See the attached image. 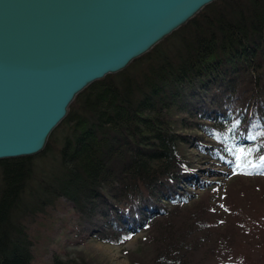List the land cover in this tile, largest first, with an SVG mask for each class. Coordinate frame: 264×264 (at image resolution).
<instances>
[{
  "label": "trees",
  "instance_id": "trees-1",
  "mask_svg": "<svg viewBox=\"0 0 264 264\" xmlns=\"http://www.w3.org/2000/svg\"><path fill=\"white\" fill-rule=\"evenodd\" d=\"M51 144L49 160L46 148L0 160V264H33L26 221L58 199L92 238L122 244L147 230L153 264H208V246L228 234L213 232L214 197L181 186L195 181L188 147L239 171L264 169V0H216L92 83ZM89 261L54 255L51 264Z\"/></svg>",
  "mask_w": 264,
  "mask_h": 264
},
{
  "label": "water",
  "instance_id": "water-1",
  "mask_svg": "<svg viewBox=\"0 0 264 264\" xmlns=\"http://www.w3.org/2000/svg\"><path fill=\"white\" fill-rule=\"evenodd\" d=\"M216 0H0V160L44 150L75 98Z\"/></svg>",
  "mask_w": 264,
  "mask_h": 264
},
{
  "label": "rangeland",
  "instance_id": "rangeland-1",
  "mask_svg": "<svg viewBox=\"0 0 264 264\" xmlns=\"http://www.w3.org/2000/svg\"><path fill=\"white\" fill-rule=\"evenodd\" d=\"M64 131L62 127L55 131V143ZM188 150L195 157L196 180L181 186L196 198L214 197L210 200L213 232L221 240L228 234L227 241H218L212 249L208 246L207 263L264 264V169L247 173L194 146ZM53 152V145L47 144L43 157L49 160ZM205 183L213 184L215 190L204 192ZM78 214L71 203L58 199L35 221H26L34 241L33 264H51L54 255L83 256L92 264H153L150 232L141 231L122 244L103 242L81 231Z\"/></svg>",
  "mask_w": 264,
  "mask_h": 264
},
{
  "label": "bare ground",
  "instance_id": "bare-ground-1",
  "mask_svg": "<svg viewBox=\"0 0 264 264\" xmlns=\"http://www.w3.org/2000/svg\"><path fill=\"white\" fill-rule=\"evenodd\" d=\"M199 13H200V12H199ZM199 13H198V14H199ZM198 14H197V15H198ZM197 15H196V16H197ZM196 16H195V17H196ZM195 17H194V18H195ZM191 20H192V19H191ZM187 23H188V22H187ZM187 23H186V24H187ZM184 25H185V24H184ZM181 27H182V26H181ZM178 29H179V28H178ZM178 29H177V30H178ZM170 35H171V34H170ZM170 35H169V36H170ZM165 39H166V38H165ZM158 44H159V43H158ZM152 49H153V48H152ZM152 49H151V50H152ZM151 50H150V51H151ZM150 51H149V52H150ZM147 53H148V52H147ZM117 73H118V72H117ZM114 74H115V73H114ZM49 138H50V137H49ZM48 141H49V139H48ZM47 144H48V142H47ZM47 144H46V146H47ZM46 146H45V148H46ZM45 148H44V149H45ZM42 151H43V150H42ZM42 151H41V152H42ZM36 155H37V154H36Z\"/></svg>",
  "mask_w": 264,
  "mask_h": 264
}]
</instances>
